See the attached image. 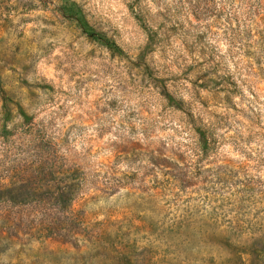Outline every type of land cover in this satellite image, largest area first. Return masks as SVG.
<instances>
[{
    "label": "rangeland",
    "instance_id": "obj_1",
    "mask_svg": "<svg viewBox=\"0 0 264 264\" xmlns=\"http://www.w3.org/2000/svg\"><path fill=\"white\" fill-rule=\"evenodd\" d=\"M0 264H264V0H0Z\"/></svg>",
    "mask_w": 264,
    "mask_h": 264
},
{
    "label": "trees",
    "instance_id": "obj_2",
    "mask_svg": "<svg viewBox=\"0 0 264 264\" xmlns=\"http://www.w3.org/2000/svg\"><path fill=\"white\" fill-rule=\"evenodd\" d=\"M196 6H194V5H192V8H195ZM231 36H230V38H229V44H231L232 43V41H234L235 39H237V36H238V33H237V31L232 27L231 28ZM118 187L119 185H113L112 187ZM110 187V186H109ZM111 187V188H112ZM114 189V188H113ZM112 191H114V190H112Z\"/></svg>",
    "mask_w": 264,
    "mask_h": 264
}]
</instances>
